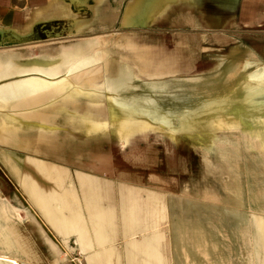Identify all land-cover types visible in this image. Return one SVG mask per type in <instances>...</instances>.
Returning a JSON list of instances; mask_svg holds the SVG:
<instances>
[{"label": "crops", "instance_id": "0c3cea01", "mask_svg": "<svg viewBox=\"0 0 264 264\" xmlns=\"http://www.w3.org/2000/svg\"><path fill=\"white\" fill-rule=\"evenodd\" d=\"M54 25L64 26L70 43L40 55L64 57L65 63L44 70L37 61L30 67L0 64V79L29 70L52 73L50 81L29 77L0 85V139L38 101L39 135L60 137L42 143L43 161H32L56 174L50 179L35 173L45 190L58 189L45 197L47 220L22 187L0 183V264H11L8 258L33 264H127L134 254L147 257L155 249L162 250L167 264L165 227L175 222L176 192L155 184L160 172L130 169L135 153L126 150L144 148L142 160L151 163L159 156V143L114 141L109 134H117V117L150 123L134 133L161 128L148 116L165 112L150 108L157 96L150 91L165 96L172 81L208 71L218 75L219 65L230 61L243 77L251 74L246 45L264 43V0H0V39L26 37L39 28L49 32ZM225 66L227 77L235 75L233 65ZM55 72L66 78L56 74L54 80ZM129 92H138L141 100L131 111L120 100ZM18 95L29 106L6 110ZM108 220L114 234L102 245L95 231ZM130 238L136 239L126 243Z\"/></svg>", "mask_w": 264, "mask_h": 264}, {"label": "rangeland", "instance_id": "374dc122", "mask_svg": "<svg viewBox=\"0 0 264 264\" xmlns=\"http://www.w3.org/2000/svg\"><path fill=\"white\" fill-rule=\"evenodd\" d=\"M63 27L50 26L49 32L39 28L26 37H3L0 64H4L3 68L30 67L31 62L37 61V68L41 66L44 70L50 64L65 63L64 57L50 59L40 55L44 50L58 52L70 43ZM246 46L251 49L248 66L251 74L243 77L238 64L230 61L219 65L218 75L208 71L181 83L172 81L165 96L162 91H150L157 94L150 108L165 112L148 116L154 117L161 128L134 133L150 123L117 117L121 120L117 122V134H109L114 141L151 139L159 143V156L151 163L143 161L144 148L134 146L126 150L135 153V158L128 160L130 169L158 171L161 178L154 179L155 184L176 192L172 197L175 222L165 227L167 264H264V43ZM226 64L234 66L235 75L226 76ZM54 74V80L56 74L59 80L66 78V73ZM29 77H38V82L50 81L52 73L40 69L17 72L2 77L0 85ZM138 95V92L123 93L121 105L131 111L136 107L134 104L141 103ZM7 105L8 111L29 106L19 95ZM142 107L149 110L147 103ZM29 108L30 113L19 116L20 122L13 129H5L1 134L2 187L7 181L21 190L19 178L31 170V161H43L39 101ZM55 138L60 137L46 140L51 143ZM8 159H12L14 166ZM97 214L104 215L103 211ZM99 231L106 236L104 245L114 234L110 220ZM126 262L164 264V257L162 250L155 249L147 257L138 253Z\"/></svg>", "mask_w": 264, "mask_h": 264}, {"label": "bare ground", "instance_id": "6f19581e", "mask_svg": "<svg viewBox=\"0 0 264 264\" xmlns=\"http://www.w3.org/2000/svg\"><path fill=\"white\" fill-rule=\"evenodd\" d=\"M39 140L43 143H49V140H46V138H39ZM24 142V141H23ZM27 144V143H26ZM38 144V143H37ZM40 144V143H39ZM38 161V160H37ZM32 162V161H31ZM35 163V162H34ZM33 164V162H32ZM10 166V165H9ZM35 172L32 171H25L19 178V184L21 187H23L25 193L27 194V196L29 197V199L31 200L32 203H34V205L36 206L37 209L40 210L41 214L43 215V217L46 219V202H45V197H48L49 195H52L56 192H58L57 188H54L53 192H48L47 190H45V186L44 184L40 183L38 181V179L36 180V175L35 173H37V175H39L40 177L44 178V175L48 176L50 179L56 178V174L53 172H49L47 169H44L41 165L39 164H33L32 165V169ZM39 177V178H40ZM44 180V179H43ZM42 180V181H43ZM61 186V185H60ZM61 189V187H60ZM51 193V194H49ZM50 197V196H49ZM74 207V206H72ZM77 209V208H76ZM73 210V209H72ZM77 212V211H76ZM82 213V212H81ZM50 215V214H49ZM64 215V214H63ZM53 216V215H52ZM54 218V217H53ZM70 218V217H69ZM47 220V219H46ZM56 221V220H55ZM76 222V221H75ZM60 223V221H59ZM73 224V223H72ZM71 224V225H72ZM56 225V223H55ZM54 225V226H55ZM62 226V225H61ZM75 226V225H74ZM82 226V225H81ZM71 227V226H70ZM63 228V227H62ZM60 229V228H59ZM70 229V228H69ZM97 229V228H96ZM67 230V229H66ZM95 230V228L93 229ZM74 231V229H73ZM85 233V232H84ZM81 234V233H80ZM83 234V233H82ZM257 235V233H256ZM82 236V235H81ZM105 235L101 232V231H95V239L97 240V242L99 241V243L103 244L104 240H105ZM89 239V238H87ZM23 241V240H22ZM22 243V242H20ZM8 261L11 262V264H33L29 261L26 260H20L17 258H8Z\"/></svg>", "mask_w": 264, "mask_h": 264}]
</instances>
